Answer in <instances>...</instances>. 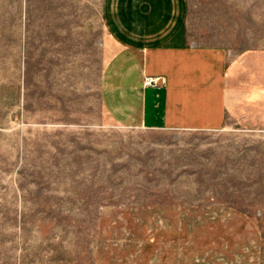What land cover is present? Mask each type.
Wrapping results in <instances>:
<instances>
[{
    "label": "rangeland",
    "instance_id": "rangeland-1",
    "mask_svg": "<svg viewBox=\"0 0 264 264\" xmlns=\"http://www.w3.org/2000/svg\"><path fill=\"white\" fill-rule=\"evenodd\" d=\"M155 1L0 0V264H264V0H183L187 42L228 57L204 129L105 104L135 15L169 30Z\"/></svg>",
    "mask_w": 264,
    "mask_h": 264
},
{
    "label": "crops",
    "instance_id": "crops-1",
    "mask_svg": "<svg viewBox=\"0 0 264 264\" xmlns=\"http://www.w3.org/2000/svg\"><path fill=\"white\" fill-rule=\"evenodd\" d=\"M155 2L156 7L170 11L165 19H158L167 22L169 30L155 31L151 13L135 15L139 23L135 24V31L141 27L138 32L145 36L132 47L133 69L125 73L123 88L116 96L106 92L107 108L117 120L130 125L173 129L222 127L226 112V51L218 46L187 42L183 0ZM150 34L155 35L148 39ZM146 74L161 79L145 85Z\"/></svg>",
    "mask_w": 264,
    "mask_h": 264
},
{
    "label": "built area",
    "instance_id": "built-area-1",
    "mask_svg": "<svg viewBox=\"0 0 264 264\" xmlns=\"http://www.w3.org/2000/svg\"><path fill=\"white\" fill-rule=\"evenodd\" d=\"M158 80H159V76L148 75V76L145 77L144 84L145 85L155 84Z\"/></svg>",
    "mask_w": 264,
    "mask_h": 264
}]
</instances>
